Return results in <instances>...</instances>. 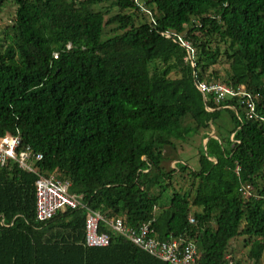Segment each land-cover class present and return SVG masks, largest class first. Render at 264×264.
<instances>
[{"label": "trees", "instance_id": "trees-1", "mask_svg": "<svg viewBox=\"0 0 264 264\" xmlns=\"http://www.w3.org/2000/svg\"><path fill=\"white\" fill-rule=\"evenodd\" d=\"M12 2L0 37V135L18 134L41 154L35 164L68 179L88 207L127 225L151 220L158 239L191 241L200 264L221 263L238 235L247 251L229 253L234 263H261L264 0ZM220 56L222 75L212 67ZM215 80L244 85L258 117L194 84ZM223 109L233 123L226 140L209 133ZM198 129L196 168L164 169V149ZM34 179L0 167V264H169L122 237L85 246L82 208L36 220Z\"/></svg>", "mask_w": 264, "mask_h": 264}, {"label": "built area", "instance_id": "built-area-1", "mask_svg": "<svg viewBox=\"0 0 264 264\" xmlns=\"http://www.w3.org/2000/svg\"><path fill=\"white\" fill-rule=\"evenodd\" d=\"M132 1L138 2V0ZM181 45L190 52L186 42L181 41ZM194 84L202 96L209 94L216 103L225 100L233 101L243 107L245 117H258L254 111L252 94L246 90L244 85L231 86L218 80L195 81ZM233 102H226L222 104V107L232 108ZM258 118L264 122L263 117ZM40 158L41 154L34 152L30 146L24 145L18 134L0 135V167L7 163L14 164L23 171L35 174L32 186L36 220L49 219L57 212L66 209L82 208L85 210L82 238L85 246H105L112 237H122L149 255L169 264H200L197 261L196 247L191 241H185L180 236L158 239L150 226L151 220L142 221L135 226L127 225L121 217L106 215L97 209L88 207L83 202L81 194L69 191L68 179L59 177L55 171H43L35 164ZM239 189L245 194L248 193L249 186L241 184ZM187 220L189 223L194 221L191 215L187 216ZM219 264L235 263L231 255L226 253ZM259 264H264V261Z\"/></svg>", "mask_w": 264, "mask_h": 264}, {"label": "rangeland", "instance_id": "rangeland-1", "mask_svg": "<svg viewBox=\"0 0 264 264\" xmlns=\"http://www.w3.org/2000/svg\"><path fill=\"white\" fill-rule=\"evenodd\" d=\"M94 9L105 11L106 7L104 4H98L94 6ZM14 10V4L12 0H8L1 12H0V37L2 36V29L8 19L12 16ZM115 9L112 8L110 11L113 12ZM213 68L218 69L219 74L222 75L226 68V61L223 57H219L215 64L212 65ZM219 80V79H218ZM233 129V123L230 120L229 113L226 110H221L219 116L212 122L209 126V133L216 134L221 139L226 140L229 136V132ZM205 130L198 129L196 132H193L184 143H175L173 147L166 148L163 151V158L160 162V165L164 169L168 170L169 168H174V163H184L190 168H196L197 165V151L200 148L201 132ZM173 183L180 185L182 188H187L188 178L182 176L180 179L174 175ZM243 236H235L228 240L226 252L230 253L236 260H240L241 257L245 256L247 251V246L243 245ZM264 261V259H262Z\"/></svg>", "mask_w": 264, "mask_h": 264}, {"label": "water", "instance_id": "water-1", "mask_svg": "<svg viewBox=\"0 0 264 264\" xmlns=\"http://www.w3.org/2000/svg\"><path fill=\"white\" fill-rule=\"evenodd\" d=\"M210 135H211V134H210ZM210 135H209V136H210ZM211 136H212V135H211Z\"/></svg>", "mask_w": 264, "mask_h": 264}]
</instances>
